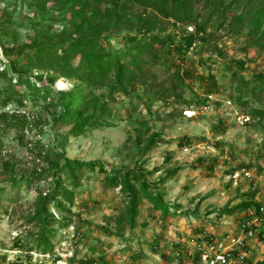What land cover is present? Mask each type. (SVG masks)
Listing matches in <instances>:
<instances>
[{
  "label": "rangeland",
  "instance_id": "374dc122",
  "mask_svg": "<svg viewBox=\"0 0 264 264\" xmlns=\"http://www.w3.org/2000/svg\"><path fill=\"white\" fill-rule=\"evenodd\" d=\"M231 1L218 0L216 7L224 8ZM193 4L197 9L203 3L193 0ZM245 5V0H236L227 11L228 18L243 17L235 32L227 28V20L213 17L207 40H196L179 63L168 53L169 46L165 47L133 89L127 86L130 96L115 92L110 99L109 89H96L94 95L101 96L107 113L98 115V122L88 124L78 136L69 133L67 125L53 126L54 109L49 99L32 97L27 90L18 97L23 105L10 101L0 106V264H205L196 253L200 238L208 236L227 247L231 239L241 235L239 222L249 217L244 209L238 208L231 216H220L214 210L227 205L233 208L248 200L241 197L246 192L256 190L259 194L264 189L260 173L264 166V39L258 43V34L247 35L253 13L251 6L244 10ZM123 6L128 15L141 13L129 0H123ZM20 12L17 9L12 23L0 19V40L5 45L24 40L26 29L14 24ZM220 22H224L223 28L216 29ZM127 36L145 42L160 36L175 39L177 44L183 27L169 26L164 32L146 35L121 27L101 44L119 58ZM0 58L3 63L13 59L5 58L1 47ZM185 69L196 77L210 75L215 79L216 93L208 106L198 102L204 94L201 79L187 80V88L173 91V74ZM0 86H6L4 79H0ZM70 88L71 83L64 79L53 84L54 91ZM166 96L168 105L164 103ZM239 116L248 117L250 122L240 125ZM151 137L162 142L141 155L142 143ZM185 139L191 143L187 145ZM180 141L184 146L178 145ZM56 155L85 163L99 161L108 173L142 166L150 182H158L177 168L157 190L169 214L163 217L142 199L136 226L129 230L122 219L127 197L119 187L105 184V174L86 169L76 187L61 175L62 186L73 196L71 204L58 197L70 212L69 221L62 220L50 204L55 223L50 248L43 254L34 239L38 223L29 218L33 217L37 196L52 187ZM6 162L12 172L4 169ZM242 168L251 171V178L232 179L231 175ZM22 175L28 178V187L25 181L13 187L11 177ZM16 239L23 245L20 251L14 248ZM245 243L247 259L243 264H264V242L256 236Z\"/></svg>",
  "mask_w": 264,
  "mask_h": 264
},
{
  "label": "trees",
  "instance_id": "16d2710c",
  "mask_svg": "<svg viewBox=\"0 0 264 264\" xmlns=\"http://www.w3.org/2000/svg\"><path fill=\"white\" fill-rule=\"evenodd\" d=\"M129 1L141 8L139 15L126 14L123 0H0V4L4 6L0 9V19L4 18L5 24L12 23L11 20L18 9L21 15L14 24L26 29L23 42L17 45L8 46L0 40L2 55L5 58L13 57L6 63L0 58V79L6 81L5 87L0 86V106L4 107L10 101L23 105L18 97L23 96L27 90L32 97L49 99V105L54 109L53 126L67 125L70 128L69 133L78 136L88 124L98 122V115L107 113V105L101 102V96L94 95L96 89H109L110 99L115 92L130 96L127 86L133 89L137 79L142 77L149 64L157 62L158 54L165 47L169 46L168 53L176 57L179 63L196 40H207V27L213 17L227 20V28L232 32L243 23L241 14L233 18L227 17V11L236 0L226 3L224 8L216 7L218 0H196L203 3L197 9L193 8V0ZM245 1L248 6H243V9L247 10L251 6L249 11L253 13L248 23L250 30L247 35L258 34L259 43L264 39V0ZM56 26H60V30H55ZM169 26L183 27L180 43L176 44L175 39L168 40L160 36H154L147 42L138 39L137 36H127L123 38L125 49L120 52L119 58L107 52L101 44L103 38L119 31L121 27L146 35L164 32ZM188 26H193L194 33L187 32ZM223 26L224 22H220L216 29H222ZM237 64L239 67L243 65L241 62ZM173 78L175 80L173 91L187 88V80H203L204 94L198 100L202 105L208 106L216 93L217 84L210 75L207 78L196 77L194 72L185 69L182 73L176 71ZM60 79L71 83V88L54 91L53 84ZM36 83H41V86H37ZM188 90L192 92L193 89L189 87ZM167 99L168 96L164 97L166 105L169 104ZM255 114L258 117L263 116L262 112ZM184 141L187 145L191 143V140ZM157 142L161 143L162 140L151 137L144 141L142 143L144 148L140 154L147 153ZM178 145L184 146L182 141ZM202 160L199 159L197 162L202 163ZM4 169L12 172V166L7 162L4 163ZM86 169L90 171L97 169L99 173L105 174V184L119 187L125 194L127 200L122 207V219L127 222L129 230L136 226L138 206L142 199L147 200L153 210L160 211L163 217L169 214L168 205L162 202L157 190L176 173L177 168L169 170L158 182H150L142 166L124 170L113 169L108 173L99 161L85 163L56 155L51 176L52 187L47 193L37 196L33 217L29 218L38 223L39 228L34 239L43 254L50 248L49 237L53 235L52 226L55 223L49 212L50 204L61 215L62 220L69 221L70 212L58 197L61 196L71 204L73 196L62 186L61 175L76 187ZM233 172L234 170L231 174ZM260 173L264 178V166ZM23 181L28 187L29 181L25 175L18 179L15 176L11 177L13 187ZM256 195V190L246 192L241 196L248 198L245 202L233 208L227 205L214 211L220 216H231L238 208L246 211L249 207L255 206L253 200ZM197 207L196 204L194 210ZM248 219L249 217L239 222L240 229L241 224ZM120 223L119 218L118 224ZM67 225L62 224V227ZM256 236L261 240L260 234ZM206 239L211 238L207 236ZM22 247L20 240L16 239L14 248L20 251ZM29 251L31 250H28V253ZM197 258L199 259L198 254ZM90 263L87 261L83 264Z\"/></svg>",
  "mask_w": 264,
  "mask_h": 264
},
{
  "label": "built area",
  "instance_id": "2783aa9c",
  "mask_svg": "<svg viewBox=\"0 0 264 264\" xmlns=\"http://www.w3.org/2000/svg\"><path fill=\"white\" fill-rule=\"evenodd\" d=\"M188 33H194L193 26L186 28ZM237 122L240 125H244L250 122V119L245 116H239ZM251 171L242 168L238 172H234L231 175L232 179L251 178ZM253 202L255 206L249 207L245 215L249 216L247 221L241 224V235L230 240V244L227 247H221L217 245L212 239H206L207 236L200 238V242L197 245L196 253L199 256L200 261L205 264H231L232 261L238 264H243L247 259V255L244 252L246 240H251L256 237L257 234L261 235L260 242H264V189L254 197ZM247 230V231H245ZM233 252H236L233 254ZM179 256V254H176ZM94 264V263H93Z\"/></svg>",
  "mask_w": 264,
  "mask_h": 264
},
{
  "label": "bare ground",
  "instance_id": "6f19581e",
  "mask_svg": "<svg viewBox=\"0 0 264 264\" xmlns=\"http://www.w3.org/2000/svg\"><path fill=\"white\" fill-rule=\"evenodd\" d=\"M60 87H62V83L60 82Z\"/></svg>",
  "mask_w": 264,
  "mask_h": 264
}]
</instances>
